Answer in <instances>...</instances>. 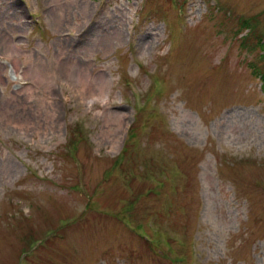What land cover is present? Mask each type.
<instances>
[{
    "label": "rangeland",
    "instance_id": "374dc122",
    "mask_svg": "<svg viewBox=\"0 0 264 264\" xmlns=\"http://www.w3.org/2000/svg\"><path fill=\"white\" fill-rule=\"evenodd\" d=\"M262 75L264 0H0V264H264Z\"/></svg>",
    "mask_w": 264,
    "mask_h": 264
},
{
    "label": "trees",
    "instance_id": "16d2710c",
    "mask_svg": "<svg viewBox=\"0 0 264 264\" xmlns=\"http://www.w3.org/2000/svg\"><path fill=\"white\" fill-rule=\"evenodd\" d=\"M262 76H263V78H262V79H263V81H264V75H262Z\"/></svg>",
    "mask_w": 264,
    "mask_h": 264
},
{
    "label": "bare ground",
    "instance_id": "6f19581e",
    "mask_svg": "<svg viewBox=\"0 0 264 264\" xmlns=\"http://www.w3.org/2000/svg\"><path fill=\"white\" fill-rule=\"evenodd\" d=\"M80 88V87H79ZM81 91H83L81 88H80Z\"/></svg>",
    "mask_w": 264,
    "mask_h": 264
}]
</instances>
